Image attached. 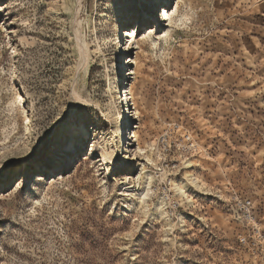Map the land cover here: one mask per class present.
<instances>
[{
  "label": "rangeland",
  "instance_id": "374dc122",
  "mask_svg": "<svg viewBox=\"0 0 264 264\" xmlns=\"http://www.w3.org/2000/svg\"><path fill=\"white\" fill-rule=\"evenodd\" d=\"M0 264H264V0H0Z\"/></svg>",
  "mask_w": 264,
  "mask_h": 264
},
{
  "label": "bare ground",
  "instance_id": "6f19581e",
  "mask_svg": "<svg viewBox=\"0 0 264 264\" xmlns=\"http://www.w3.org/2000/svg\"><path fill=\"white\" fill-rule=\"evenodd\" d=\"M165 1V0H164ZM165 4H167L166 2H164ZM153 10H155V7H154V5L152 4V11ZM142 14H141V16H142V18H143V20H145L146 18H148V20L150 19L149 18V16H148V14L145 12V11H142L141 12ZM162 13H163V15L165 16V18L166 19H168V20H171V17H170V15L168 14V12L167 11H165V9L163 8L162 9ZM151 20V19H150ZM152 21V20H151ZM141 22V21H140ZM129 30H131L132 32H134V33H136L135 31H134V27H132V28H128L126 31H124V35L122 36V38L124 37V39H125V42L126 43H128V45H126L127 46V49H126V52H125V54L127 53V52H132L134 49H139L140 48V46H141V44L144 42L143 40L141 41V44L139 43L138 44V42L136 43V45L139 47H132L131 46V41H133L134 40V36H129L128 35V33H129ZM148 36V35H147ZM146 36V37H147ZM144 37H145V35H144ZM77 42L78 43H80V39L79 38H77ZM80 48H82L81 47V45L79 46ZM128 54V53H127ZM82 56H83V51H82ZM84 57V56H83ZM85 61H86V58H85ZM128 63H132L133 64V62H131V60H129V62H127V63H125L124 64V66H126ZM86 64V63H85ZM120 68H121V66H119ZM133 74H135V72H131V73H129L128 75H133ZM132 81H133V77H132ZM131 84H132V82L130 83V85H129V89L127 90V89H124L123 91H124V93L125 94H123V96H122V94H121V96H122V98H123V100H125V102H126V104H127V107H129V106H131V104H129V101H131V100H134V97L132 96V94H131ZM133 105V104H132ZM127 111V110H126ZM128 113H129V108H128ZM134 115H136V116H138L139 115V112H138V110H134ZM130 116V114H128L127 115V117H129ZM135 119H137V117L135 118ZM25 121H28V117L25 115ZM114 124H118V127L120 126H122V132H123V142H124V137H125V132H126V127L128 128V127H131L130 125H131V120L130 119H125V116H123V115H120V116H116L115 117V119H114ZM121 129L119 130V133H118V135L121 133ZM133 129V128H132ZM117 130H118V128L116 127L115 128V130H114V133H116L117 134ZM129 135H130V139L129 140H131V139H136L137 138V133L134 131V130H132V131H130L129 132ZM113 140H114V142L116 141V136H115V134H114V137H113ZM122 141V140H121ZM120 140L118 141V142H121ZM117 142V141H116ZM129 145V144H128ZM118 151H121V153L123 154L124 153V150H123V145L121 146V147H119L118 149H117ZM137 151H141V149H139V147L137 148ZM103 157H104V160H106L107 158L108 159H110L111 161H113V159L110 157V154L106 151V150H103ZM129 161H130V158L129 157H126V160L125 161H123L122 162V165L124 164V167H126V166H128L129 164ZM128 164V165H127ZM123 167V168H124ZM155 178V177H154ZM139 180H141V186H140V192H141V196H142V201L144 202L145 200H147V199H149L150 198V196H151V184L153 183V181H154V179H153V177H152V175L151 174H149L147 171L143 174V176L142 177H140V179ZM196 180L194 179V181L192 180V184L195 186V187H197V185H195V182ZM182 189H183V184L182 183H174V186H173V191L175 192V193H177V194H179V195H181L182 194ZM138 191V190H137ZM131 196V195H130ZM130 198V197H129ZM165 206H166V204H165V202H164V200L163 199H161V198H157V200H156V202L154 203V206H153V215L154 216H158V217H161V218H165V213H164V209H165ZM169 227H171V225H169Z\"/></svg>",
  "mask_w": 264,
  "mask_h": 264
},
{
  "label": "built area",
  "instance_id": "2783aa9c",
  "mask_svg": "<svg viewBox=\"0 0 264 264\" xmlns=\"http://www.w3.org/2000/svg\"><path fill=\"white\" fill-rule=\"evenodd\" d=\"M165 200H167L166 203L169 201L167 197H165ZM237 208L243 215L249 216L251 203L250 201H240L237 203Z\"/></svg>",
  "mask_w": 264,
  "mask_h": 264
},
{
  "label": "snow or ice",
  "instance_id": "6c2138e0",
  "mask_svg": "<svg viewBox=\"0 0 264 264\" xmlns=\"http://www.w3.org/2000/svg\"><path fill=\"white\" fill-rule=\"evenodd\" d=\"M163 5H161V7H162ZM128 35L129 36H135L136 35V33H134V32H132L131 30H129V33H128Z\"/></svg>",
  "mask_w": 264,
  "mask_h": 264
}]
</instances>
